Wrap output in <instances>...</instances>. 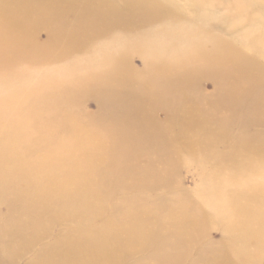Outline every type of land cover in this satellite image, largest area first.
Instances as JSON below:
<instances>
[{"label":"bare ground","instance_id":"1","mask_svg":"<svg viewBox=\"0 0 264 264\" xmlns=\"http://www.w3.org/2000/svg\"><path fill=\"white\" fill-rule=\"evenodd\" d=\"M42 30L46 48L70 41L60 69L70 81L54 89L39 66L42 46L30 41ZM133 56L142 72L127 69ZM258 56L264 0H0V264H15L54 228L31 264H115L133 248L154 249L157 264H264ZM34 73L32 97L23 92ZM201 79L214 83L212 95ZM92 94L99 113L83 119L81 99ZM36 119L37 133L28 132ZM177 149L209 151L196 165L214 162L202 178L217 194L165 202ZM220 222L223 240L200 246L204 224Z\"/></svg>","mask_w":264,"mask_h":264},{"label":"rangeland","instance_id":"2","mask_svg":"<svg viewBox=\"0 0 264 264\" xmlns=\"http://www.w3.org/2000/svg\"><path fill=\"white\" fill-rule=\"evenodd\" d=\"M65 17H66L65 20L68 23H71L74 19V15L72 13H68ZM238 31L239 30L227 31L224 37H226V39H229L234 35H236ZM30 41L31 43H36L42 46L41 51L44 53V55L42 57L43 61L42 63H40L41 65L39 66H41L42 70L51 72L50 80L54 84L51 87L54 89L60 87L63 82H69L70 79L65 78L60 69L64 67V65H62L61 63L62 60L61 56L63 54V50L68 47L70 41L67 39L65 40L61 37V41L58 40L56 47L46 48L44 46H46L49 43V39L46 32L43 30L38 32L37 35L35 34V37H32ZM247 52L252 55L250 51ZM77 55L78 53H75L73 56H77ZM256 61L260 69L264 71V56L256 57ZM37 66L38 65L36 63L33 64L30 72H33V70L35 71ZM127 66H128L127 69L131 70V72L139 73L142 72L144 69V62L140 57L133 56L128 60ZM16 70H20V68ZM72 76L75 77L76 74H72ZM34 77L35 79H32L30 83L27 82L25 84V88L23 92L25 95H32V97L35 96V89L40 84V80H39L40 77L38 75H35V73H34ZM93 79L94 77L92 75L84 76L83 78V80L88 82H92ZM58 83L60 84L55 85ZM199 87L201 89L200 91L202 92V94L212 95L214 93V89H215L214 83L209 79H203V80L201 79L199 81ZM92 97L93 98H89V97L82 98L80 104L81 105L80 112L78 111L75 112V113L78 112V115L83 119L93 120L92 118H94L95 115L99 113L98 103H96L94 99V94H92ZM0 109L3 110L4 107L1 106ZM7 109L8 111L5 113L12 114L13 108L8 107ZM66 113L71 114L73 112L68 110L66 111ZM38 123L39 122L37 121V119L36 121H28L27 131L31 133L32 132L37 133L40 124ZM182 145L178 146V148H181ZM33 148L35 151H37L39 149L38 143L34 144ZM177 152L182 155V160H180L179 164L177 165L176 174L173 181V186L175 189L174 190L170 189L168 191L163 192V197L165 202L167 204L172 203L175 197L179 195L178 194L179 192L180 194L183 192L187 193V196L189 195L192 199H194L197 202H201V194L203 193V191H206L207 193L217 194L218 191L212 189L211 186H207L205 180L202 178V173L208 176H211L214 173V167H213L214 162L210 161L209 163H206L208 165H206L202 171L201 168L196 165L197 164L196 162L201 161L204 157L211 156L209 151L201 149L199 152H197L195 150L183 151L182 149H177ZM128 205L130 204L129 203L123 204L124 209L128 208ZM6 212L7 210L4 207L0 210L1 218L5 216ZM221 223L222 222L213 223V224H204V228H205L203 234L204 237L200 246L210 248L213 244L216 245L223 240L225 234ZM146 225H147L146 227L149 230L154 231L159 227L160 223L156 221V219H154L147 221ZM78 228H80V230L82 231H87V227H85L82 224L78 225ZM164 229H167V226ZM58 231H59L58 228H54L52 232L48 236H46L45 239H43L40 242H37L30 251L25 252L24 254L19 256L15 260V264H31L34 255L38 251H40L43 246L51 245L55 241L58 235ZM153 251L154 249L144 250L142 248H133L131 251H129L128 255L125 258L120 259L115 264H144L147 260H149L148 264H157L156 262L150 259L151 255L153 254ZM198 251H199V247L192 248L191 261L200 259ZM189 263L190 261L188 262V264ZM201 263L206 264L205 262H201Z\"/></svg>","mask_w":264,"mask_h":264}]
</instances>
